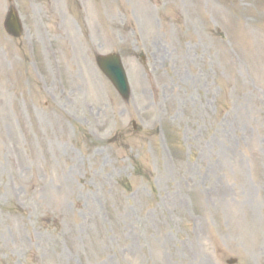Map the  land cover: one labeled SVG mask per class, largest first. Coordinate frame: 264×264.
Masks as SVG:
<instances>
[{
  "label": "rangeland",
  "instance_id": "374dc122",
  "mask_svg": "<svg viewBox=\"0 0 264 264\" xmlns=\"http://www.w3.org/2000/svg\"><path fill=\"white\" fill-rule=\"evenodd\" d=\"M13 4L0 264H264V0Z\"/></svg>",
  "mask_w": 264,
  "mask_h": 264
},
{
  "label": "water",
  "instance_id": "95a60500",
  "mask_svg": "<svg viewBox=\"0 0 264 264\" xmlns=\"http://www.w3.org/2000/svg\"><path fill=\"white\" fill-rule=\"evenodd\" d=\"M6 25L8 31L13 36H20V24L14 9L11 10ZM97 61L101 69L110 78L123 98L127 99L129 96V86L120 58L118 56L111 55L107 57H98Z\"/></svg>",
  "mask_w": 264,
  "mask_h": 264
}]
</instances>
